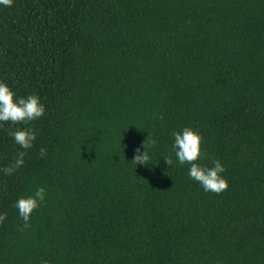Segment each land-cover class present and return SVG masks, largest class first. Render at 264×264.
I'll return each mask as SVG.
<instances>
[{"label": "trees", "instance_id": "obj_1", "mask_svg": "<svg viewBox=\"0 0 264 264\" xmlns=\"http://www.w3.org/2000/svg\"><path fill=\"white\" fill-rule=\"evenodd\" d=\"M0 80L45 106L29 149L0 123V168L26 153L0 172V264H264V0H12ZM185 126L225 190L176 162Z\"/></svg>", "mask_w": 264, "mask_h": 264}, {"label": "clouds", "instance_id": "obj_2", "mask_svg": "<svg viewBox=\"0 0 264 264\" xmlns=\"http://www.w3.org/2000/svg\"><path fill=\"white\" fill-rule=\"evenodd\" d=\"M12 0H0V5L10 6ZM45 112V106L41 102L40 97L34 93H28L25 96H17L9 87L7 83L0 80V123L9 122L10 124L27 125L25 127H16L10 129L8 135L13 142L21 149H29L36 139V132L29 125L30 121H35ZM173 137L171 148L174 152L176 162L178 164H188L187 175L190 179L196 181L200 187L205 191H212L219 193L227 188V181L221 175L224 172V167L217 159L211 161V167L201 165L196 161L201 156V136L191 127H182L179 131L173 130L171 132ZM155 143V141H151ZM143 151L140 147H136L132 162L145 164L150 159V153L142 145ZM41 156L46 155L47 149L45 147L39 148ZM25 151H19L15 159L3 168L0 172L5 175L12 174L18 167L24 164ZM166 164L172 163L168 157L163 158ZM45 198V188L37 186L34 192L28 196H19L14 202V207L17 209L18 216L23 221V226L28 227L29 217L32 211L38 207V202H43ZM5 219V213L0 212V222ZM41 264H49L48 260H42Z\"/></svg>", "mask_w": 264, "mask_h": 264}]
</instances>
